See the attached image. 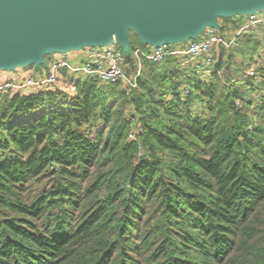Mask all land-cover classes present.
<instances>
[{
	"label": "trees",
	"instance_id": "1",
	"mask_svg": "<svg viewBox=\"0 0 264 264\" xmlns=\"http://www.w3.org/2000/svg\"><path fill=\"white\" fill-rule=\"evenodd\" d=\"M128 47L150 49L132 32ZM227 53L208 81L167 56L135 88L60 69L0 91V264H264V74L229 84Z\"/></svg>",
	"mask_w": 264,
	"mask_h": 264
},
{
	"label": "water",
	"instance_id": "2",
	"mask_svg": "<svg viewBox=\"0 0 264 264\" xmlns=\"http://www.w3.org/2000/svg\"><path fill=\"white\" fill-rule=\"evenodd\" d=\"M258 10L264 0H0V72L113 41L129 54V32L150 47L184 44Z\"/></svg>",
	"mask_w": 264,
	"mask_h": 264
},
{
	"label": "built area",
	"instance_id": "3",
	"mask_svg": "<svg viewBox=\"0 0 264 264\" xmlns=\"http://www.w3.org/2000/svg\"><path fill=\"white\" fill-rule=\"evenodd\" d=\"M257 27H264V10H258L245 16L243 22L236 24L234 28H228L221 32L220 28H206L194 42L180 44H161L150 47L148 52L140 49L131 55L118 50V44L113 41L106 46L91 47L83 64L71 66L63 61L50 63L46 75L38 78L27 76L22 81H0V91L10 93H30L44 91L59 83V70L65 69L73 77L97 81L102 84L122 83V85L135 88L136 79L142 70V61L159 63L167 56H173L182 60V64L191 63L198 69L211 67L215 62L212 54H218L220 49L229 51L239 45L243 36L249 34ZM127 58L133 60V66H129ZM264 74V52L256 54L251 65L246 69L244 78H256ZM183 96L188 95L186 89L182 90ZM135 123V122H134ZM133 123V124H134ZM135 127V124H134ZM135 129V128H134ZM128 136L134 139L135 132Z\"/></svg>",
	"mask_w": 264,
	"mask_h": 264
},
{
	"label": "crops",
	"instance_id": "4",
	"mask_svg": "<svg viewBox=\"0 0 264 264\" xmlns=\"http://www.w3.org/2000/svg\"><path fill=\"white\" fill-rule=\"evenodd\" d=\"M239 17L242 18V22H243L245 19V16H233V17L228 18V19H230L234 23L238 20ZM220 23H218V25L223 26V30H222L223 32H225L228 28H233L232 27L233 23H225V22H223L221 24ZM180 45H183V44H180ZM89 49H90V47H86V48L80 49L78 51H71V52H67V53L49 54L46 56L47 61H48V65H50V63H52L54 61H63V62H66L67 64H69L71 66L81 65L85 61ZM259 51H262V50H259ZM259 51L256 54H259ZM27 76H30V77L32 76L34 78H38L42 75H40L39 73H37L33 69L18 68V69H15L13 71H2V72H0V81L7 80V81L19 82V81H22ZM80 78L83 79L81 75H80Z\"/></svg>",
	"mask_w": 264,
	"mask_h": 264
},
{
	"label": "rangeland",
	"instance_id": "5",
	"mask_svg": "<svg viewBox=\"0 0 264 264\" xmlns=\"http://www.w3.org/2000/svg\"><path fill=\"white\" fill-rule=\"evenodd\" d=\"M253 31H255V33H253V36L254 37L255 36L259 37L260 42L262 43V48L259 49V50H262V51H259V52H264V32H260L259 28H255ZM236 49H237V52H234L233 50L228 51V53H227L228 55H231L232 51H233L234 54L231 55V59L230 60H227L228 66L226 64V66H224V68H222V70H221V73H222L223 77L225 79L226 78L229 79V81H228L229 84L230 83L231 84L232 83H237L239 79H245L244 78V73H245L246 69L251 65L252 60L254 58V55L256 54V53H254L252 56H250L247 59L246 57H243V55H242L243 49L240 47V45L237 46ZM214 55H216V54H212L211 55L212 58H214ZM243 66L246 69L244 70V72L241 75H238L236 73L237 70L240 69L239 67H243ZM212 73H213L212 66L211 67H206V68L202 69L200 72H198V74L201 76V79L205 80V81H208L210 79ZM65 77H67V75L63 74L62 78H65ZM255 79H258V76ZM134 132H135V134H137L136 127L134 129ZM37 186L38 185H34V188H36Z\"/></svg>",
	"mask_w": 264,
	"mask_h": 264
}]
</instances>
